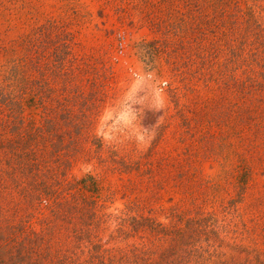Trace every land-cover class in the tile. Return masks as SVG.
Wrapping results in <instances>:
<instances>
[{
  "label": "rangeland",
  "instance_id": "obj_1",
  "mask_svg": "<svg viewBox=\"0 0 264 264\" xmlns=\"http://www.w3.org/2000/svg\"><path fill=\"white\" fill-rule=\"evenodd\" d=\"M3 117L46 152L62 196L79 186L108 214L105 247L142 246L115 236L128 213L185 229L175 264H264V0H0ZM44 204L34 227L51 219L76 250Z\"/></svg>",
  "mask_w": 264,
  "mask_h": 264
},
{
  "label": "trees",
  "instance_id": "obj_2",
  "mask_svg": "<svg viewBox=\"0 0 264 264\" xmlns=\"http://www.w3.org/2000/svg\"><path fill=\"white\" fill-rule=\"evenodd\" d=\"M199 45L202 47L201 43ZM0 126V264H175L170 256L181 248L180 244L186 236L184 228L176 224L163 225L148 216L127 213L118 217L115 236L126 238L139 235L144 240L142 246L131 243L122 247H105L99 242L97 229L108 214L91 210L93 201L79 192V186L70 193V198L62 196L65 188L61 187L60 190L62 184L54 179L46 152L38 150L34 144L25 143V134H29L25 131L27 129L19 127L12 135H7L8 128L14 130L17 127L4 117L0 118ZM39 134L45 135L44 131L37 130L28 136L35 138ZM33 140L37 143L36 139ZM90 179L94 185L95 180ZM85 180H82L83 183L78 180L76 184L87 187ZM69 185L71 190L74 185ZM41 201L56 217L72 222L76 250L56 246L55 224L51 223V219L42 217L38 219L40 228L34 227L31 218H38L34 212L39 209ZM211 219L210 215L200 214L189 218L192 224L190 229L198 226L199 232L206 237L208 232H212ZM58 234L61 236L63 232L58 230ZM151 236H161L165 246L161 243L153 248L145 245ZM168 238L169 242L165 240ZM155 252L162 257L155 259Z\"/></svg>",
  "mask_w": 264,
  "mask_h": 264
}]
</instances>
